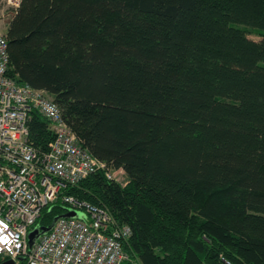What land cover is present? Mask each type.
Returning a JSON list of instances; mask_svg holds the SVG:
<instances>
[{
    "label": "trees",
    "instance_id": "1",
    "mask_svg": "<svg viewBox=\"0 0 264 264\" xmlns=\"http://www.w3.org/2000/svg\"><path fill=\"white\" fill-rule=\"evenodd\" d=\"M6 36L8 74L128 175L63 190L131 227L122 264H264V0H21Z\"/></svg>",
    "mask_w": 264,
    "mask_h": 264
},
{
    "label": "built area",
    "instance_id": "2",
    "mask_svg": "<svg viewBox=\"0 0 264 264\" xmlns=\"http://www.w3.org/2000/svg\"><path fill=\"white\" fill-rule=\"evenodd\" d=\"M6 1L13 9L21 2ZM7 45L6 31L0 29V263L122 264L131 227L107 206L63 192L89 174L104 169L116 179L122 169L113 170L81 145L45 89L8 74ZM32 110L47 118L54 132L45 150L30 140ZM59 198L85 215H57L53 227L31 245L29 232L41 226L43 209Z\"/></svg>",
    "mask_w": 264,
    "mask_h": 264
},
{
    "label": "rangeland",
    "instance_id": "3",
    "mask_svg": "<svg viewBox=\"0 0 264 264\" xmlns=\"http://www.w3.org/2000/svg\"><path fill=\"white\" fill-rule=\"evenodd\" d=\"M14 15V9L8 5L6 0H0V29L2 31L7 30L8 23L12 19ZM250 37L258 39L259 36L256 35L255 32H252L250 34ZM117 177L119 178V182L121 184H125V182L128 180V175L124 171H120L117 173ZM71 211H74L77 216H84L85 211L80 209H71Z\"/></svg>",
    "mask_w": 264,
    "mask_h": 264
},
{
    "label": "water",
    "instance_id": "4",
    "mask_svg": "<svg viewBox=\"0 0 264 264\" xmlns=\"http://www.w3.org/2000/svg\"><path fill=\"white\" fill-rule=\"evenodd\" d=\"M64 216H76V213L74 211L69 210L68 212H66L65 214H63ZM58 216H56L53 221L49 224V225H41L39 227L34 228L32 231L29 232L28 234V241L29 243L32 245L35 240L44 232L50 230L55 221L57 220ZM0 264H15V261L12 259L6 260Z\"/></svg>",
    "mask_w": 264,
    "mask_h": 264
}]
</instances>
